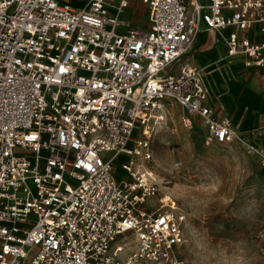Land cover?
Returning <instances> with one entry per match:
<instances>
[{
	"label": "built area",
	"instance_id": "2783aa9c",
	"mask_svg": "<svg viewBox=\"0 0 264 264\" xmlns=\"http://www.w3.org/2000/svg\"><path fill=\"white\" fill-rule=\"evenodd\" d=\"M137 2L144 29L125 17ZM202 28L264 71V0H0V264H188L185 213L145 166L167 104L264 167L185 60Z\"/></svg>",
	"mask_w": 264,
	"mask_h": 264
},
{
	"label": "rangeland",
	"instance_id": "374dc122",
	"mask_svg": "<svg viewBox=\"0 0 264 264\" xmlns=\"http://www.w3.org/2000/svg\"><path fill=\"white\" fill-rule=\"evenodd\" d=\"M203 139L173 116L154 135L145 163L185 213L182 257L188 264H264V167L239 143ZM130 159L137 161L116 160L118 173Z\"/></svg>",
	"mask_w": 264,
	"mask_h": 264
},
{
	"label": "crops",
	"instance_id": "0c3cea01",
	"mask_svg": "<svg viewBox=\"0 0 264 264\" xmlns=\"http://www.w3.org/2000/svg\"><path fill=\"white\" fill-rule=\"evenodd\" d=\"M190 1L186 0L189 9ZM198 1L203 5L208 2ZM147 15V7L140 2L132 3L125 13L126 19L135 28L146 27ZM137 20L142 24L136 25ZM228 31L229 29L218 33L202 28L197 37L195 36L196 40L194 39L185 60L204 69V82L208 89L207 103L217 115L228 117L232 126L247 135L264 153V71L245 66L242 57L224 58L226 44L223 35ZM249 36L255 40L262 38L255 30H250ZM195 55L198 62L191 61V57ZM167 109L179 121L181 107L172 101L167 104ZM253 155L257 159L260 157L258 154Z\"/></svg>",
	"mask_w": 264,
	"mask_h": 264
},
{
	"label": "bare ground",
	"instance_id": "6f19581e",
	"mask_svg": "<svg viewBox=\"0 0 264 264\" xmlns=\"http://www.w3.org/2000/svg\"><path fill=\"white\" fill-rule=\"evenodd\" d=\"M200 31H198L197 33H196V37H197V35H198V33H199ZM196 40V39H195ZM213 73V72H212ZM229 75V74H228ZM212 85H214V84H212Z\"/></svg>",
	"mask_w": 264,
	"mask_h": 264
},
{
	"label": "snow or ice",
	"instance_id": "6c2138e0",
	"mask_svg": "<svg viewBox=\"0 0 264 264\" xmlns=\"http://www.w3.org/2000/svg\"><path fill=\"white\" fill-rule=\"evenodd\" d=\"M61 71H63V69H61ZM223 135V134H222Z\"/></svg>",
	"mask_w": 264,
	"mask_h": 264
}]
</instances>
